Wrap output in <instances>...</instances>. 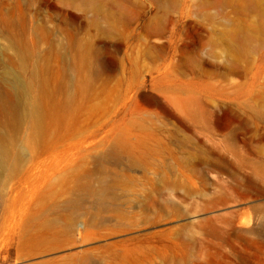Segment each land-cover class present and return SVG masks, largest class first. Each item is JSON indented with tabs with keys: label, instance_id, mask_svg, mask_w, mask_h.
<instances>
[{
	"label": "rangeland",
	"instance_id": "374dc122",
	"mask_svg": "<svg viewBox=\"0 0 264 264\" xmlns=\"http://www.w3.org/2000/svg\"><path fill=\"white\" fill-rule=\"evenodd\" d=\"M0 133V264H264V0H0Z\"/></svg>",
	"mask_w": 264,
	"mask_h": 264
},
{
	"label": "bare ground",
	"instance_id": "6f19581e",
	"mask_svg": "<svg viewBox=\"0 0 264 264\" xmlns=\"http://www.w3.org/2000/svg\"><path fill=\"white\" fill-rule=\"evenodd\" d=\"M3 78L6 79L5 76ZM28 115L34 127L31 130L30 138H28L27 140V144H30L31 141L37 137L38 130H39V122H40V115L38 114V105H35L34 102L29 103ZM11 143H13L12 139H10L5 133H0V188L5 183V181L8 179L9 173L13 169H15L16 164L14 163V161L17 162V159L22 157L21 155L22 153L20 154L18 151L14 152L13 148L9 146ZM258 213L260 214V217H259L260 219L258 221L259 223L256 224L252 230L261 231L262 233H264V209L262 210V212H258Z\"/></svg>",
	"mask_w": 264,
	"mask_h": 264
}]
</instances>
